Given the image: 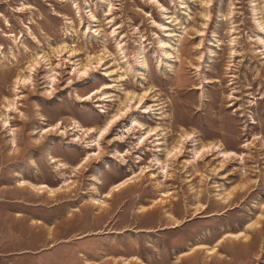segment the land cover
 Listing matches in <instances>:
<instances>
[{
    "label": "rangeland",
    "instance_id": "374dc122",
    "mask_svg": "<svg viewBox=\"0 0 264 264\" xmlns=\"http://www.w3.org/2000/svg\"><path fill=\"white\" fill-rule=\"evenodd\" d=\"M0 264H264V0H0Z\"/></svg>",
    "mask_w": 264,
    "mask_h": 264
},
{
    "label": "bare ground",
    "instance_id": "6f19581e",
    "mask_svg": "<svg viewBox=\"0 0 264 264\" xmlns=\"http://www.w3.org/2000/svg\"><path fill=\"white\" fill-rule=\"evenodd\" d=\"M10 107V106H9ZM8 110V112L10 111V109H7ZM3 125L5 126V127H7V123L6 122H3ZM110 126V125H109ZM108 126V127H109ZM135 126H137V125H135ZM106 128V127H105ZM107 130L106 129H103V132L105 133ZM41 188H46L45 186H43V187H41Z\"/></svg>",
    "mask_w": 264,
    "mask_h": 264
}]
</instances>
